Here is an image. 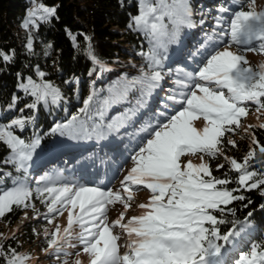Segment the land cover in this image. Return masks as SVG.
Masks as SVG:
<instances>
[{
  "label": "snow or ice",
  "instance_id": "snow-or-ice-1",
  "mask_svg": "<svg viewBox=\"0 0 264 264\" xmlns=\"http://www.w3.org/2000/svg\"><path fill=\"white\" fill-rule=\"evenodd\" d=\"M232 3L239 4V8L232 10L226 30L220 32L219 46L206 56L194 73L181 71L173 81L176 88L171 90L166 100L180 105L179 109L171 115L167 111L159 112L158 116L165 119L143 128L147 138L131 155L133 166L121 181L120 190L114 193L95 186L60 183L61 174H45L36 181L38 186L35 189L29 187L26 178L17 179L12 187L0 191V218L11 212L13 206L34 207L28 203L34 191L47 204L48 213L62 215L64 210H68V226L63 232L59 226L51 233L45 231L48 237L45 252H64L67 255L64 245L71 246L73 227L78 225L80 231L75 238L83 245L89 264H229L225 246L234 243L247 223L240 231L230 229L221 234L219 225L240 222L226 221L210 210L223 213L225 208L221 205L244 200L243 195H233L241 188L249 191L259 189L264 196V188L261 187L264 185V173L249 170V160L255 157L256 148H250L242 163L225 157L239 174L236 181L239 187L232 190L217 187L231 181L214 177L206 163L195 165L188 160L182 164V157L197 154L201 160L205 155L217 157L222 137L226 132L235 131L233 125L240 126L250 104H254L257 111L264 109V61L253 66L246 57L249 51L264 54V9L257 11L255 0H246V3L244 0H232ZM138 5L139 14L131 17L129 28L142 33L148 41V50L138 53L145 60L146 68H142L138 76L124 78L114 84L103 100L96 99L93 92L84 101L79 113L64 123H57L51 134L71 141L105 140L118 134L135 112L143 108L161 88L166 74L163 60L167 57L169 46L179 43L185 28L195 27L192 3L191 0H138ZM229 11V7L223 5L217 8L220 14ZM56 12V7L41 4L29 11L24 26L38 27L37 19L50 22L56 17ZM215 20L217 27H223L225 21L222 15H217ZM225 36L228 38L226 44L223 41ZM71 39L75 46L76 37ZM85 40L90 43L91 38L86 36ZM27 46L31 50V38ZM233 46L237 52L230 50ZM13 56L0 52V58L5 62H10ZM88 56L104 70L105 65L91 47L88 48ZM38 75L43 78L45 73L39 72ZM21 88L34 97L33 102L26 105L29 109H37L41 102L45 106L58 105L63 99L61 89L49 81L37 84L29 77L28 83L22 84ZM133 91L139 94L135 107L105 123L107 109L125 102ZM94 103L98 106L94 107ZM161 104L168 109L167 103L161 101ZM201 117L206 124L198 129L193 121ZM34 119L33 116H20L9 124H0V141L11 153L4 163L13 164L25 177L34 154L41 147L42 137L34 133L26 142L14 134L13 128L23 131L26 125L34 123ZM259 127L264 128V124ZM252 141L254 145L259 144L254 135ZM227 143L236 146L235 141L228 140ZM258 150L264 154V146H259ZM223 167V164L218 165V168ZM4 175L11 177L12 173ZM3 182L4 178L0 177V184ZM140 186L150 190V199L139 205L142 210L139 216H133L125 223L124 216L131 207L134 192L142 190ZM122 192L127 194L126 197ZM115 202L123 203L125 211L109 223L108 206ZM260 207L264 208V204ZM228 211L234 215V209ZM248 215L251 217L252 213ZM45 218L48 219L47 216ZM117 227L119 233L113 231ZM121 233L128 236L123 254L118 243ZM3 256H10L5 264H31L27 253H17L11 248L5 251L0 245V257ZM76 264L82 262L76 261ZM234 264H264V243L251 244L248 251L239 254Z\"/></svg>",
  "mask_w": 264,
  "mask_h": 264
},
{
  "label": "trees",
  "instance_id": "trees-1",
  "mask_svg": "<svg viewBox=\"0 0 264 264\" xmlns=\"http://www.w3.org/2000/svg\"><path fill=\"white\" fill-rule=\"evenodd\" d=\"M246 3V0H244ZM193 7V21L200 28L197 34L192 37L187 36V28H185L181 35L187 36L189 48H184V58L186 62L177 61L176 68H166L171 74L173 80L177 79L179 72H192L190 67H196L195 64H202L206 56L214 51L221 37L220 32L227 28V20L230 19L233 9H238L239 4H233L232 0H191ZM33 4L37 7L41 4L47 7H56V17H53L50 22H43L37 19L38 27H25V21L28 18L29 11L33 9ZM229 7L230 11L220 14L217 12L219 6ZM247 10V9H246ZM139 14L138 0H0V52L13 55L10 62L3 61L0 58V124H8L5 115L7 111L12 114L17 113V117L33 116L34 123L25 126L24 130L13 129L18 136H24L25 139H31L35 134L42 137L41 147L36 156L31 161L26 176L35 175L38 166L42 164L44 159L48 157L47 143L53 139L56 134H51V128L56 123H63L73 115H77L82 102L93 92L96 93V99L103 100L109 95V88L114 84L123 80L124 78L132 79L140 74L139 72L129 73L125 70H120L117 74H108L107 70L100 72V79L94 83L93 88L87 82L90 72L100 67L89 58L88 48L91 47L95 56L107 64L113 61L117 56L129 57L130 51L125 47L130 46L133 51V56L145 62L143 57L138 55L141 51L148 50V41L142 33L133 31L129 28L131 17ZM222 15L224 17L223 27L216 26L215 17ZM203 21V23H201ZM76 37L75 46L71 39ZM90 37L91 41L85 40V37ZM31 38L32 48L29 50L28 43ZM227 37H223L226 44ZM197 44V48H192L193 44ZM176 44L170 45L166 59L163 64H170L173 59L174 48ZM196 58H191V56ZM185 61V60H184ZM146 63V62H145ZM146 68V65L145 67ZM43 72L45 76L41 78L38 73ZM193 73V72H192ZM165 74V75H166ZM31 77L37 84L42 81H49L55 86L59 87L63 93V99L58 105L49 104L45 106L41 102L37 109H29L26 105L31 104L34 97L26 93L22 88V84L28 83V78ZM76 78L78 91L80 92L81 103H76L74 96L75 86L73 83L69 84L68 79ZM165 81L162 82V85ZM162 92V90H160ZM155 102L148 100L147 104L139 111L135 112L134 118L130 125L121 128L117 136L119 143L115 145V138L105 142L103 147L98 151L97 160L100 162L103 158H108L105 172H99L100 177L104 179L108 174L113 176V180L118 177V172L121 167L120 164L127 159L125 150L129 148L132 143L137 142L141 144L147 133L143 128L150 124H154L161 112L162 94L156 92ZM169 93H167L168 95ZM138 92L133 91L128 94L125 102L112 105L107 109L104 116V122L109 123L113 117L121 114L123 110L114 109L116 105H121L123 109L128 107L133 109L136 105ZM167 97V96H166ZM15 98V102H14ZM136 99V100H135ZM128 104V105H127ZM98 106V105H93ZM80 108V109H79ZM83 108V107H82ZM154 108V111L152 110ZM20 109H23L21 112ZM168 109H172L168 107ZM143 117V118H142ZM99 117H97V120ZM148 120V121H147ZM134 123V125H133ZM30 126H32L30 128ZM253 133H245L234 137L236 146L233 147L227 141L231 140L226 133L222 137V143L219 145L220 153L215 158H209L212 175L219 179H228L231 183L226 186L229 189H236L239 185L236 183L238 173L231 168L228 158H235L237 162L242 163L243 158L247 155L250 148H256V155L249 160V167L258 166V174L264 173V154L259 152V146H264V128L253 126ZM233 133V132H232ZM255 136L258 145H254L252 136ZM112 137V136H109ZM56 145L62 141H58L56 137ZM93 141V140H92ZM76 144H81L82 141H74ZM96 142V141H94ZM136 144V143H135ZM112 149H116L117 157L111 156ZM10 156V150L0 141V177L4 178V182L0 184V191L4 186L12 184L15 180L21 179L25 174L22 171H17L13 164H5L4 160ZM223 164V168H218V165ZM102 166V165H101ZM118 167V168H117ZM5 173H12L11 177H6ZM117 175V176H116ZM99 176H97L98 178ZM95 181H92L95 184ZM264 188V185L261 186ZM236 195H243L244 200H234L226 207L224 212V219L226 221H239L238 224L225 223L220 225L221 233H227L230 229L240 231L242 225L247 223V227L240 231V235L236 237V241L232 245H226L228 255L226 259L229 264H234L241 252H246L250 249L253 243H264V208L260 206L264 204V196L260 194L259 189L251 191L241 188L239 192H234ZM251 200V203H249ZM247 205V207H245ZM25 208H17L13 206L11 212H7L0 218V245H3L5 251L9 248L15 249L17 253H25L28 245H38L40 250H44L47 255H54V253L45 252L48 244L45 240L39 239L37 241L34 235L32 226L34 223L29 220L25 222L21 232L8 234L5 227H13L17 222L19 215ZM228 209H234V215ZM252 216L249 217V213ZM24 230V231H23ZM223 241H220L222 243ZM65 248V247H64ZM10 256L0 257V264H5ZM60 259H65L66 255L59 256ZM46 260H52L47 257ZM49 264H58L56 261Z\"/></svg>",
  "mask_w": 264,
  "mask_h": 264
},
{
  "label": "rangeland",
  "instance_id": "rangeland-1",
  "mask_svg": "<svg viewBox=\"0 0 264 264\" xmlns=\"http://www.w3.org/2000/svg\"><path fill=\"white\" fill-rule=\"evenodd\" d=\"M36 7L37 5L33 4V9ZM255 7L257 11L264 9V0H255ZM200 28H202V26L199 27L196 24H195V27L187 28V36L192 37L194 34H197L199 30H201ZM187 36L185 35L181 38L180 45L176 44L173 50L174 51L173 59L171 60V65L173 66H170V64L169 65L165 64L164 66L165 72L167 73L169 72L168 70H166V68H169L170 70H171V67L176 68L177 61H180V63L181 62L184 63L187 61V59H182L184 58V55H185L184 50L182 49V46H185L184 47L185 49L190 47L189 42L187 41ZM196 45H197L196 43L193 44L192 48H197ZM125 47L130 51L131 53L130 56L129 57H123L121 55L117 56L113 61H110L107 64H104L105 68L103 71L107 70L108 74H113V73L117 74L120 70H125L129 73H132V72L135 73V72H139L142 68L145 67L146 65L145 62L133 56L132 48L128 45H126ZM221 50H223L222 47H221ZM230 50L233 52H237V48L235 46H233ZM246 57L248 61L250 62V64L253 66L258 65L261 61H264V54H256L251 51L246 53ZM191 58L194 59L196 57L192 55ZM201 65L202 64L198 62V64H195L196 67H190L191 71L194 73ZM101 71L102 70L100 68V69L92 70L90 72L88 79H87L90 89L93 88L94 83L100 79ZM171 76H172L171 74H166L165 79H164L165 81L164 84L161 85V88L157 90V93L159 94L165 93V95L162 94L161 97L162 99H164L165 101L164 103H167L169 107L172 108V109H164L162 105L160 106L161 111H167L168 115L174 114V111L179 109L180 107V105L178 104L173 105L171 101L166 100V96L170 95L171 90L176 88V85H174L173 83L174 80L170 78ZM180 78L182 79L183 77L181 76ZM67 82L69 84L71 83L74 84L75 86L74 96L76 99V103H79V102L81 103V100H80L81 95L77 87V84L79 83L78 79L71 78V79H68ZM160 90H162V92H160ZM131 93L133 94V92ZM167 93L169 94L167 95ZM154 95L155 94H153V96L149 99V101L155 102L156 98ZM84 101L82 102L80 108L84 107ZM114 109L123 110L122 113H125L129 110L128 107H125V109H123L121 105H116ZM152 110L154 111V108H152ZM5 116L8 117L7 121L9 124L11 123L12 119L17 117V113L12 114V112L7 111V114ZM155 116L158 119L155 121L153 125H155L158 120L165 119L164 117H159L157 114H155ZM135 119L136 118H134V115H133L125 127L129 126L131 121ZM153 119L154 117L151 119L150 123H152ZM193 124L196 128L202 129L205 126L206 121L201 117L199 119L194 120ZM262 124H264V109L257 111L256 106L254 104H250L248 114L245 117L241 118L240 126L237 128L235 125H233L232 127L235 128V131L233 133L232 132H226V133L229 135L230 139L233 141L235 136L239 137L240 135L245 134V133H253V130H252L253 126H256V125L259 126ZM31 127L32 126H30V128ZM13 129H18V128L14 127ZM14 134L17 135L15 132ZM19 137L21 139H24L26 142L30 140V139H25L24 136H19ZM56 137L58 138V141L60 140L62 141L58 145H56V141H57ZM113 138L116 139V140H113L115 141V145L116 144L118 145L119 141H117L118 140L117 136L108 137L107 139L99 141V142L97 141L94 142L95 140L82 141L81 144L78 145L74 141H71L64 137H60L58 134H56V136L53 139H51L49 143H47L46 145L48 149L47 152L49 151L48 157L44 159L43 161H40L42 162V164L38 166L39 168L36 171L35 175L30 176V177L29 176L25 177L24 175L19 180H24L26 178L29 187H31L32 189H35L38 186L36 184V181L39 180L45 174H48L51 176H56L57 174H61L62 179L60 180V183L72 182V183H77V184H81L84 186H90V187L95 186V187H100L105 190L110 189L112 192L115 193L121 189V181L124 180V177L127 175L128 170L133 166L130 160V157L131 155L134 154L136 150H138V147L140 144L138 145L137 142H135L136 144L133 142L129 148L127 147V148L122 149V151L125 150L124 152L126 154L127 159L125 161L123 160V163L120 164V166H118L121 168L117 174L118 177L116 179L113 180V176L111 177L109 176V174L106 177H104V179H102L100 177L101 174H99V172L100 171L103 173L105 172L106 167H107L108 158H103L99 162L97 160V156L99 153L98 151L103 147V144H105V142H109L108 140H111ZM145 138H147V136ZM39 149H37L33 158L36 156ZM112 150H113V153L111 156L117 157V152L115 151L116 149H112ZM188 160H191L192 163L195 165H199L202 162L206 163L211 169L210 160L207 155L203 157V160H201V156L199 154L194 155V156L186 155L182 157V164L186 163ZM249 170L255 171L257 173L259 172L258 166L249 167ZM97 176L99 177L97 178ZM94 180H96L95 184L92 182ZM249 183H251V181H249ZM12 186H13V183L8 186H4L3 190L6 188H10ZM140 187L142 188V190L134 192L133 194L134 199L130 202L131 207L127 210L124 216L125 223L131 217L139 216L142 211L139 208V205L147 203L150 199V195H151L150 190L143 188V186H140ZM217 187L218 188L225 187L229 189L228 187L221 186V185H218ZM121 194L125 197L127 195L126 193H123V192ZM233 195H236V194L233 193ZM28 203L34 205V207L25 208L23 212L19 215V218L13 227H7V226L5 227L6 233L13 234L15 232H21L22 228L24 227L25 222L29 220L30 222L34 223L32 226V229H33L34 235L36 236L37 241L39 239L45 240V242L48 244L47 242L48 237H46L45 235L46 230L49 233H51L55 230L57 226H59L61 229V232H63V229L68 226V210H64L62 215L58 213H51V214L48 213L47 204L43 203L41 198H38L34 191ZM221 207L225 208L226 210V207L224 205H221ZM124 211H125L124 205L121 202H115L114 204L109 205L108 212H107L108 222L111 223L112 221L116 220L119 217L120 213ZM210 211H213L214 215L224 219L223 215L225 211L223 213L219 211H215V210H210ZM46 216L48 217V219L45 218ZM49 219H51L52 221L51 223H49ZM219 228H220V225H219ZM79 231H80L79 226L74 225L73 238L70 240L71 246H69L68 244L64 245L65 251L68 254L66 255V258L63 260L60 259L59 256L64 255L65 254L64 252H61L59 254L52 252L54 253V255H51V254L47 255L46 253H44V250H40L38 248L37 244L28 245L27 246L28 248L25 250V253H27L31 257V264H49L50 260L49 261L46 260L47 257H50L52 259L50 263H54L56 261L58 264H64V262L67 261V264H76V261H81L82 264H89V257L87 254L83 252V245L80 243L78 239L75 238L76 234ZM113 231L115 233H119L120 229L117 227ZM3 234H0V238H2ZM121 235L123 236V239H119V240L121 241V245L123 246L128 242V236L126 233H121L120 236ZM120 251L122 252V248L120 249Z\"/></svg>",
  "mask_w": 264,
  "mask_h": 264
},
{
  "label": "bare ground",
  "instance_id": "bare-ground-1",
  "mask_svg": "<svg viewBox=\"0 0 264 264\" xmlns=\"http://www.w3.org/2000/svg\"><path fill=\"white\" fill-rule=\"evenodd\" d=\"M120 239H123V236L122 235L120 236ZM118 243L121 245V241L120 240L118 241ZM121 248H122V251L124 252L125 251V248L123 246Z\"/></svg>",
  "mask_w": 264,
  "mask_h": 264
}]
</instances>
